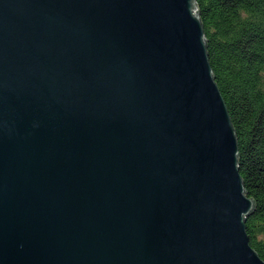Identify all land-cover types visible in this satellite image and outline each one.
<instances>
[{
  "label": "water",
  "instance_id": "1",
  "mask_svg": "<svg viewBox=\"0 0 264 264\" xmlns=\"http://www.w3.org/2000/svg\"><path fill=\"white\" fill-rule=\"evenodd\" d=\"M197 0H0V264H264Z\"/></svg>",
  "mask_w": 264,
  "mask_h": 264
},
{
  "label": "trees",
  "instance_id": "2",
  "mask_svg": "<svg viewBox=\"0 0 264 264\" xmlns=\"http://www.w3.org/2000/svg\"><path fill=\"white\" fill-rule=\"evenodd\" d=\"M209 61L237 131L240 173L255 210L250 243L264 259V0H197Z\"/></svg>",
  "mask_w": 264,
  "mask_h": 264
}]
</instances>
